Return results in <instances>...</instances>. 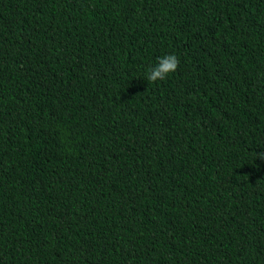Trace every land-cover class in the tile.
I'll use <instances>...</instances> for the list:
<instances>
[{"label":"trees","instance_id":"obj_1","mask_svg":"<svg viewBox=\"0 0 264 264\" xmlns=\"http://www.w3.org/2000/svg\"><path fill=\"white\" fill-rule=\"evenodd\" d=\"M262 151L264 0H0V264H264Z\"/></svg>","mask_w":264,"mask_h":264},{"label":"clouds","instance_id":"obj_2","mask_svg":"<svg viewBox=\"0 0 264 264\" xmlns=\"http://www.w3.org/2000/svg\"><path fill=\"white\" fill-rule=\"evenodd\" d=\"M179 65V59L175 54H168L158 58L154 67L147 70L145 80L149 82L163 81L171 73H174ZM257 159L264 161V151L257 153Z\"/></svg>","mask_w":264,"mask_h":264}]
</instances>
